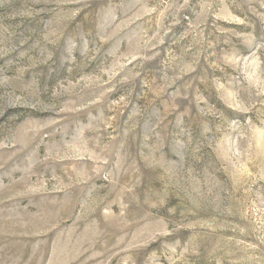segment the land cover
I'll use <instances>...</instances> for the list:
<instances>
[{"label":"rangeland","instance_id":"rangeland-1","mask_svg":"<svg viewBox=\"0 0 264 264\" xmlns=\"http://www.w3.org/2000/svg\"><path fill=\"white\" fill-rule=\"evenodd\" d=\"M0 264H264V0H0Z\"/></svg>","mask_w":264,"mask_h":264}]
</instances>
